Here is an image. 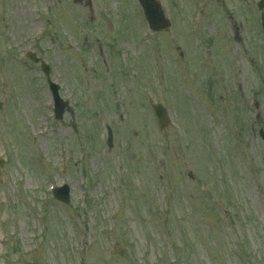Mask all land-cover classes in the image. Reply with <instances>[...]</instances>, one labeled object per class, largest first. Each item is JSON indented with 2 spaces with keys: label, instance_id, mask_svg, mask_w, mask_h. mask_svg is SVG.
Returning <instances> with one entry per match:
<instances>
[{
  "label": "rangeland",
  "instance_id": "rangeland-1",
  "mask_svg": "<svg viewBox=\"0 0 264 264\" xmlns=\"http://www.w3.org/2000/svg\"><path fill=\"white\" fill-rule=\"evenodd\" d=\"M159 1L0 0V264H264V9Z\"/></svg>",
  "mask_w": 264,
  "mask_h": 264
},
{
  "label": "water",
  "instance_id": "water-1",
  "mask_svg": "<svg viewBox=\"0 0 264 264\" xmlns=\"http://www.w3.org/2000/svg\"><path fill=\"white\" fill-rule=\"evenodd\" d=\"M141 3L145 16L147 18V21L151 27V29L155 31H161L164 29H167L170 27V22L165 19L164 13L161 9L160 4L157 2V0H139ZM264 6V0L261 1L260 7ZM44 69L46 70L47 74H49V69L44 65ZM55 91H58V87L54 86ZM66 106V105H65ZM2 108V103H0V110ZM64 108L62 109L58 108L57 114L59 119L62 118ZM155 115L158 119V122L160 124L161 129L168 124V116L165 108L161 105L156 106L154 108ZM111 134H110V141H111ZM111 143V142H110ZM3 166V163L0 162V167ZM56 198L63 202H69V196H68V188H61L56 190Z\"/></svg>",
  "mask_w": 264,
  "mask_h": 264
}]
</instances>
